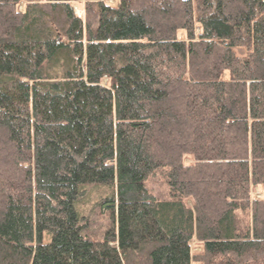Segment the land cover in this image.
Here are the masks:
<instances>
[{
	"label": "trees",
	"instance_id": "16d2710c",
	"mask_svg": "<svg viewBox=\"0 0 264 264\" xmlns=\"http://www.w3.org/2000/svg\"><path fill=\"white\" fill-rule=\"evenodd\" d=\"M0 264H264V0H0Z\"/></svg>",
	"mask_w": 264,
	"mask_h": 264
},
{
	"label": "rangeland",
	"instance_id": "374dc122",
	"mask_svg": "<svg viewBox=\"0 0 264 264\" xmlns=\"http://www.w3.org/2000/svg\"><path fill=\"white\" fill-rule=\"evenodd\" d=\"M83 4L81 1H76L75 2V10L77 11V13H81L83 14ZM159 178L157 176L152 177L149 180V186L152 189V191H154L158 196L162 197L163 193H164V185L161 183V181L159 182ZM111 187L109 185L106 184H99L97 186H95V189L92 191L90 190L88 192V195L86 196V198L84 199V204L85 202L88 203L95 200L97 197H99V195H107L110 193ZM253 194L255 195H260L261 193L259 192V189L257 186L253 187ZM105 209V208H104ZM109 216L111 215V212L108 214ZM111 217V216H110ZM199 246H194V249H199Z\"/></svg>",
	"mask_w": 264,
	"mask_h": 264
},
{
	"label": "water",
	"instance_id": "95a60500",
	"mask_svg": "<svg viewBox=\"0 0 264 264\" xmlns=\"http://www.w3.org/2000/svg\"><path fill=\"white\" fill-rule=\"evenodd\" d=\"M104 208H105V205H104Z\"/></svg>",
	"mask_w": 264,
	"mask_h": 264
}]
</instances>
